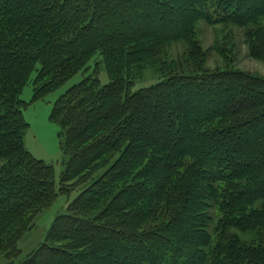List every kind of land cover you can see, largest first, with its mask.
<instances>
[{"label":"trees","instance_id":"trees-1","mask_svg":"<svg viewBox=\"0 0 264 264\" xmlns=\"http://www.w3.org/2000/svg\"><path fill=\"white\" fill-rule=\"evenodd\" d=\"M200 19L240 28L264 62V0H0L3 264H264V76L207 67ZM233 43L214 47L224 62ZM96 52L108 80L93 70L51 109L67 153L56 189L24 146L19 94L35 72L44 97ZM147 67L158 80L132 90ZM80 185L21 256L35 216Z\"/></svg>","mask_w":264,"mask_h":264},{"label":"rangeland","instance_id":"rangeland-1","mask_svg":"<svg viewBox=\"0 0 264 264\" xmlns=\"http://www.w3.org/2000/svg\"><path fill=\"white\" fill-rule=\"evenodd\" d=\"M197 39L202 48L207 49L208 51L205 64L207 67H223L229 62V66L233 68H241L264 76V62L248 55L247 47L243 40L242 30L240 28L236 26L210 24L205 20L200 19L197 22ZM225 42L227 45L230 44V42H234L232 46L234 58L231 61L225 60L224 62L214 50V47ZM214 43L216 44L214 45ZM211 46L213 47L211 48ZM181 48L182 46L177 45L173 48V51H181ZM93 70H96V74L101 83H105L108 80L104 63L98 52L93 54L89 59L85 69L77 71L44 97L33 99L32 79L35 72L31 74L30 79L24 85L19 94V97L25 101L22 113L28 123V127L25 129L23 135L24 146L33 156L53 165L56 189L59 186L61 173L65 168L67 153L64 149L63 137L60 134V126L50 118L51 109L60 94H62L71 84L78 82L85 75L93 73ZM157 80L158 73L153 67H147L144 71V76L136 79L132 90H136L140 86L151 84ZM1 162L2 160L0 159V163ZM83 187L84 185L77 186L71 189L68 193L58 192L52 203L48 207L42 209L35 216L34 226L26 231L18 240V247L21 249V256H24L44 239L54 217L67 212L68 203L74 199ZM5 262H7V260L3 256H0V264ZM12 264H16V260L13 261Z\"/></svg>","mask_w":264,"mask_h":264}]
</instances>
